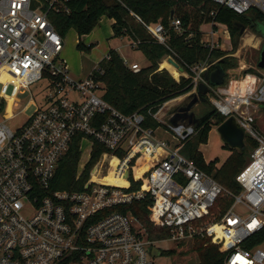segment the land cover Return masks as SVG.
<instances>
[{
  "label": "built area",
  "instance_id": "built-area-1",
  "mask_svg": "<svg viewBox=\"0 0 264 264\" xmlns=\"http://www.w3.org/2000/svg\"><path fill=\"white\" fill-rule=\"evenodd\" d=\"M71 1L0 0V264H153L154 243L198 236L218 245L223 264H264L262 245L249 246L264 229V137L254 129L250 112L264 104V70L245 71L225 84L209 86L206 94L220 115L233 116L258 143L235 177L241 187L236 192L180 152L183 141L195 133L187 119L172 124L167 117L162 123L177 143L157 140L153 128L143 127L141 113L125 114L102 98L103 86L96 74L103 73L99 64L83 77L70 74L60 59L64 38L51 16L69 13ZM212 1L238 15L252 8L264 13V0ZM170 24L181 32L179 19H171ZM145 26L159 43L166 42L162 24ZM215 32L210 25L206 33ZM209 42L205 43L213 47ZM167 57L177 62L172 55L164 60ZM216 62L189 66L177 77L170 74L176 80L191 79L188 93L196 92L200 83H206L204 73ZM127 66L140 70L136 63ZM26 93L20 107L17 96ZM153 117L157 119L156 113ZM76 135L80 159L84 140L91 142V150L96 142L108 151L90 168L81 189L48 191ZM144 138L160 145L162 152L151 151V159L141 150L133 152ZM104 155L124 162L119 173L122 183L109 182L113 172ZM136 158L138 172L144 164H155L145 190L129 188ZM80 159L77 178L87 164H80ZM147 195L148 217L168 228V239L148 240L134 216L115 209ZM219 198L231 202L223 213H212ZM237 206L246 214L237 213ZM227 242L230 245L224 248Z\"/></svg>",
  "mask_w": 264,
  "mask_h": 264
},
{
  "label": "trees",
  "instance_id": "trees-1",
  "mask_svg": "<svg viewBox=\"0 0 264 264\" xmlns=\"http://www.w3.org/2000/svg\"><path fill=\"white\" fill-rule=\"evenodd\" d=\"M215 9H218L216 13L210 15ZM171 12L173 19L181 21V32H177L171 26ZM102 17L113 20L111 26L113 37H128L133 44L131 45L135 49L142 50L149 62L148 65L140 67L138 72H134L125 64L117 49L110 48L109 57L99 62L103 70L102 75L96 73L103 86L102 98L125 114L141 113L144 116L143 127L153 129L162 124L153 117L162 105L192 89L191 79L181 76L176 80L167 69H159V63L164 57L172 55L183 66L184 71H189V66L197 63L217 60L209 72L213 71L216 65H220L226 73L223 82L225 84L228 81V69L236 66V59L226 54L236 49L242 28L248 26L255 34H259L257 24H264V13L258 9L252 8L247 14L238 15L226 7L218 8L212 0H72L69 13L52 14L51 19L56 30L64 38L70 29L78 36L89 34ZM156 23L162 24L166 29L167 39L164 44L159 43L145 26ZM210 25L214 30L218 26L222 27L225 33H228L230 51L221 50L218 46L210 47L202 40L203 29ZM76 47L79 50L89 51L92 45L86 46L78 41ZM206 99L209 102L207 97ZM208 102H202L207 109L204 114L194 116L192 122L187 119L194 125L195 133L183 141L180 152L192 159L200 169L211 174L222 186L238 192L241 187L235 177L249 162L250 154L258 143L245 133L244 150L225 145L229 155L222 163L217 158L205 162L198 145L206 140L212 126H218L225 120L212 105V108L208 107ZM79 148L80 137L76 135L71 141L69 151L62 158L48 191L81 189L88 178L90 168L99 159L101 153L108 151L103 145L94 142L89 161L77 178ZM137 150L148 156L151 150L150 141L147 138L142 139L132 151ZM137 161L138 158L131 164L129 188L140 191L146 189L148 175L155 164H144L141 172L137 174L135 172ZM123 163L118 166L120 170ZM123 176H126V172ZM230 202L231 200L227 198H219L212 213H223ZM150 204L151 198L147 195L141 200H135L115 209L134 216L145 228L148 240L168 239L170 237L168 228L161 222H153L148 217ZM191 241V248L198 257L197 264H223L224 253L209 237L198 236ZM263 241L264 229L254 236L249 246L262 245ZM229 245L230 243L227 242L224 248ZM160 254L172 256L174 251L165 250Z\"/></svg>",
  "mask_w": 264,
  "mask_h": 264
},
{
  "label": "rangeland",
  "instance_id": "rangeland-1",
  "mask_svg": "<svg viewBox=\"0 0 264 264\" xmlns=\"http://www.w3.org/2000/svg\"><path fill=\"white\" fill-rule=\"evenodd\" d=\"M111 26L112 19L102 17L97 26L89 34L78 36L77 33L72 29L66 33L63 39L64 47L60 54V59L66 63L69 72L73 77H83L85 74H88L94 67L98 66L99 62L108 54L110 48L117 49V52L122 57V59L127 62V65H131L132 63H136L140 67L148 65L149 62L143 51L140 49H135L134 46L131 45L132 42L128 37H113ZM208 30L209 26L203 29L204 34L202 35V40L204 42L209 40V43H213V46H218L221 50L230 51L231 45L227 41V37L229 35L228 33H225L222 27L218 26L217 29H215L216 32L214 36L208 35L206 33ZM257 31L259 34H255L249 27H244L242 34L239 37L236 49L230 51L231 53L226 54V56H231L236 59V66L234 68L228 69L230 72L227 71L228 79L231 77H237L245 71L257 70L256 64L258 62L259 53L262 46L261 35H264V24L258 23ZM225 34H227V37ZM249 36L252 37V41L245 43V39L250 38ZM78 41H81L86 46L92 45V48L89 51L79 50L76 47ZM253 44L255 45L253 46ZM162 61H160V63ZM160 63L159 68H162L160 67ZM32 89H35V85L32 87ZM187 94L188 93L164 103L160 110L156 113L157 120L161 123H165L168 117L167 112L182 105ZM26 97H28L27 93L19 94L17 96V100L21 101L20 107L24 105ZM205 101L208 102L207 99ZM208 104V107L212 108L210 101ZM206 111L207 109L202 104V102H198V104L194 105L192 108L194 116L202 115ZM250 112L254 116L255 120L253 123L254 129L264 137V104L258 106L257 109H251ZM216 128L217 126H212L207 133L206 140L199 143L198 145L199 151L201 152L205 162H209L210 160L217 158L219 162L222 163L229 155V150L225 146L226 144L221 139ZM154 136L160 141L177 143L173 139L172 133L163 124L154 129ZM156 149L157 145H151V150L148 153V156L144 154L145 157L147 159L151 158V151H155ZM90 151L91 142L89 140H84L82 142L80 164H86L89 161ZM161 152L162 149L159 151V153ZM102 159L107 161L112 168L113 175L109 178V182L117 183L122 181L121 175L119 174L121 170L118 168L121 163L118 161V159L107 155H104ZM135 172L137 174L139 173L138 171ZM235 211L240 215L246 214V211L242 206H237ZM133 224L134 226L137 225L136 223ZM154 245L159 248L160 251L173 250L174 254L172 256H168L166 254L153 256V264L198 263L197 254L194 250H192V241L189 239L182 241H158L154 243ZM262 247L264 248V243H262Z\"/></svg>",
  "mask_w": 264,
  "mask_h": 264
},
{
  "label": "water",
  "instance_id": "water-1",
  "mask_svg": "<svg viewBox=\"0 0 264 264\" xmlns=\"http://www.w3.org/2000/svg\"><path fill=\"white\" fill-rule=\"evenodd\" d=\"M34 4V1H32ZM170 19H173L172 12ZM243 31V28L241 32ZM262 36V46L259 53L258 62L256 64L257 69L264 70V35ZM167 62L175 67L178 72H183L184 69L171 57H167ZM225 71L220 65H216L215 69L211 72L206 71L204 77L206 83H200L196 92H190L186 95L183 104L169 110L167 116L170 117V122L176 124L179 119H189L190 122L193 121L194 114L192 108L198 102H204L206 100L205 96L209 90V86H218L224 82ZM217 132L219 133L223 142L231 148L238 150L245 149V132L244 130L236 123L233 116L226 118L222 123L217 126ZM151 254L153 256L159 255L160 251L157 248L151 249Z\"/></svg>",
  "mask_w": 264,
  "mask_h": 264
},
{
  "label": "bare ground",
  "instance_id": "bare-ground-1",
  "mask_svg": "<svg viewBox=\"0 0 264 264\" xmlns=\"http://www.w3.org/2000/svg\"><path fill=\"white\" fill-rule=\"evenodd\" d=\"M249 35H250V34H249ZM249 37H250V36H249ZM242 41H243V40H242ZM251 41H252V37H250V38H246V39H245V43H249V42H251ZM254 45H255V44H253V46H254ZM242 47H243V45H242ZM160 67L168 69V70L170 71V73H172L175 77H177L178 75H180L179 72L175 69V67L172 66L171 64H169L166 60H163V61L160 63ZM159 116H160V114H159ZM160 150H161V147H160V145H159V146L157 147V149L154 151L155 154H158Z\"/></svg>",
  "mask_w": 264,
  "mask_h": 264
},
{
  "label": "crops",
  "instance_id": "crops-1",
  "mask_svg": "<svg viewBox=\"0 0 264 264\" xmlns=\"http://www.w3.org/2000/svg\"><path fill=\"white\" fill-rule=\"evenodd\" d=\"M112 23H113V20H112ZM159 69H162V68H159ZM166 69V68H165ZM168 70V69H167ZM169 71V70H168ZM170 72V71H169ZM149 159H151V158H149Z\"/></svg>",
  "mask_w": 264,
  "mask_h": 264
},
{
  "label": "flooded vegetation",
  "instance_id": "flooded-vegetation-1",
  "mask_svg": "<svg viewBox=\"0 0 264 264\" xmlns=\"http://www.w3.org/2000/svg\"><path fill=\"white\" fill-rule=\"evenodd\" d=\"M246 27H248V26H246ZM246 27H245V28H246Z\"/></svg>",
  "mask_w": 264,
  "mask_h": 264
}]
</instances>
